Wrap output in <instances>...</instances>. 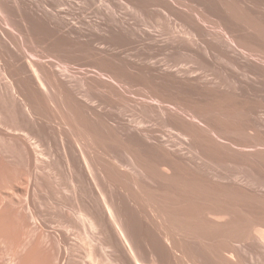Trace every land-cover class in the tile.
I'll return each mask as SVG.
<instances>
[{"label":"bare ground","instance_id":"bare-ground-1","mask_svg":"<svg viewBox=\"0 0 264 264\" xmlns=\"http://www.w3.org/2000/svg\"><path fill=\"white\" fill-rule=\"evenodd\" d=\"M126 1L130 2V0H126ZM139 1L141 0H138L137 2ZM149 1H151V3ZM19 3L18 0H0V16L2 18L5 16L3 14L4 11L6 12L9 11L7 14H9L12 11V13L14 12V14L17 15V17L20 16L21 18L20 22H22L27 26L25 28H30V34H28L29 38L26 35L28 33L27 32L28 29L25 30L27 33L23 34L22 32L16 31L14 29L15 27L13 28L10 24H8L9 22L8 23L4 22V24L2 23L3 26L1 25L2 28L0 29V48L2 49L3 47L5 49V50L3 49V53L8 52V55L9 53L12 52V49L11 50L9 49L12 47L14 48L17 47L21 51H23L24 54L25 53L27 54H25L26 55L25 59L22 60L12 53L11 55H14L12 56L14 58V61H12L13 63L11 64V66L9 65V63H6L5 60L2 61V58H0V67L1 70L4 72V74L8 73V71H10L9 68L11 67L15 69L16 73L14 74L17 75V78H15L14 76L10 77L8 75H4L6 76L4 83L5 88L8 94L10 95V99L12 101L11 103L16 108L15 114L21 117V119L23 120L26 126H34V128L37 127L38 131L43 134L44 138L46 137L45 141L47 142V145L48 144L53 145V143L55 142L53 141V139H55L54 137H56V133L58 131L54 133L55 132L54 128H53L54 131L53 132L46 125L47 124L46 120L47 118L49 119V117L47 114L48 112H46L45 105L47 103L45 102L43 92L55 91L59 95H61V97H63L61 98L59 96L62 100L61 107L63 109V113L65 116V120L63 118L64 122L62 125V127H64V131L63 130L61 132L59 131L61 138L60 145H62L61 148L63 151V154L60 158L64 168L68 171V173L71 176V181L74 185L73 187L76 193V197L80 201L79 202L77 200V203L79 202V204L78 205L75 204L76 207L74 206V204H72L74 207L71 206L73 212L72 214L74 215V217L76 216V218L73 219L74 220L77 219L79 222L83 224L85 230L84 232L86 236L91 241L98 244V248L100 247L101 251L105 250L104 251L105 256H103L98 251V248L91 250L92 249L91 247L90 253L89 254L87 253L86 259L88 260V262L81 260V262L83 261L84 262L80 264H237L235 260H238V258L236 259V256L239 258L241 257L242 249L245 250L244 252L246 253V255L251 254L253 255V259L257 257L259 262L260 261L264 262V229L263 230L262 228L260 229L259 228L260 225H258V227L255 226L256 224L254 225V222L260 219L258 218L259 211L262 214V212H264V209L261 208L263 210L262 211L257 207L259 209L257 212L258 216L255 218V215H253L254 212L253 213H251L252 211L248 212L251 213L254 217L250 214H249L250 216H247L248 213L247 214L243 213L244 210L243 212L240 211L241 208L239 206L241 205L238 206L233 203L228 204L226 203L227 201L225 203L222 202L217 207H213V206L211 207L209 205H206L205 203H204L205 205H202L203 204L202 203L201 204L202 206H199L200 207V208L198 207L199 209L197 208L202 218L207 217L209 214H211V216L208 217H214L212 218L214 220H210V223L211 222L213 223L211 224L213 225L215 231L217 230V233H219L220 236L224 238L221 239L219 236L218 239H221L220 242L225 241V243H221V244H225L224 246L220 245V243L219 244L217 243L219 240H217L216 242L218 245L217 246L215 245L216 249L214 251H218L217 249H219V252L215 253V255L216 254L220 255L221 258L220 256H215L217 258L214 262H207V260L209 261V259L205 257V255L202 256L205 249H207L206 245H204V242L206 240L212 241L213 238L210 236L211 237L210 239L207 233H204L203 235V232L201 231L199 234H197L198 232L197 229L199 228L197 225L196 227L194 225L195 223L193 219L195 218L194 217L195 212L193 206L191 205V200L195 198L194 195H196V193L198 194V192H194L191 190L192 186L189 181L191 179L190 178L185 179V176H187L188 174L183 173L188 169L190 165V162L188 161L189 158H185L184 156L183 158L185 159H183L182 156L180 157L181 153L179 151L176 152L173 148L170 147L169 149L168 146L166 147L165 146V142L167 143L166 137H164V135H159V133H157L156 131L157 130L156 128L154 130L153 128L151 129L150 127H147L146 124L149 125L150 122L147 121L148 123H146L145 121L146 119L145 114L151 117L152 115L156 114L157 116H159V118L156 119L161 120L160 117L166 118V121L168 119V121L166 122L167 125H169L172 122H174L175 124H180L181 127H183L182 129L186 137L187 135L190 137L189 141L191 140L192 147H196V148L197 147L204 148L205 143L207 141H209L210 143L215 141L218 142L219 141L218 139L220 137L222 136L225 137L224 133H226L225 131L227 130L223 131L222 129L218 128V126L214 124V122L211 120V117L209 116V111H212V109L214 111V109H216L214 108L215 106L213 105V102L207 99H202V96H200L201 98L199 96L197 97L196 92L192 91L190 89V86H194V90L195 88L198 89L213 88L214 90H216V92L222 90L223 87L224 90H228L227 87H231L233 85L235 86V88L243 87L245 89H252V90L258 89L260 87H264V23L259 18H257L255 21L253 19H251L253 21H250L249 18L251 16L250 14L251 8H250V12H247L246 10L247 13L245 14H247V17L249 16L247 22L250 24V28H252L253 31L254 30L256 31L254 33L250 32V30L242 26L243 22L240 23L238 21L239 19L236 18L237 17L235 14L236 11H234L233 13V10H230L228 12L220 13V15H216L217 10L214 8L215 5L212 2H210L212 3L210 4L209 2H199V1L196 2L195 0H148V2L146 3L147 4L150 3V4L146 5L147 7L145 6V4H143L145 7L143 6L144 7L143 9L142 7L140 8L142 11V15L144 17H142V19H140L139 21L142 20L147 23L148 21H151L154 18L155 19L160 18V20L163 19L167 25L165 30L167 31L168 35L165 39H159L160 38L159 35L157 36V33H155L157 28L151 30V29H144L143 27V29L138 30L136 29L137 27L142 28L141 27L142 24L140 25V22L138 21L135 23L136 24L135 27L133 28H131V26L129 27L134 30V31L132 30L133 31L132 35H134L133 38L135 39H139V37L144 38L146 39L147 41L146 43L148 45L147 46L148 53L147 56L144 57V59L146 58L145 60L147 61L143 62L141 67L130 65L131 68L129 69H131L132 72H135L136 74L139 73L138 70H140L141 73L139 74H143L142 83L145 82L144 83L145 88H150V86L152 87V89L149 92H146L147 93L146 97H148L149 99L141 100L140 103L138 102L140 105L139 109L141 110V112H143L142 114H144L143 116L145 117L143 116L138 117L137 114H136L137 116L132 114L135 117L132 118L131 116V119H129L130 117L124 118L121 114L117 113L121 109L116 112L117 113L116 115L115 112L110 111L111 109L101 110L100 109L101 106L100 107L98 106L99 108L96 107L97 100L95 101L93 98H91L90 95L85 99H83L84 102L82 101V99L80 100L79 98L81 96L80 95L81 93L79 94L80 96L77 94L76 86L73 85L74 82V80H72L73 76L70 77L71 74L70 71L72 70L70 64L67 65L66 63V65L64 66L59 64V66L56 67L54 63L55 61L44 59V57L47 58L50 55L53 56L54 55L52 54L53 51H59V52L62 51L59 50L61 48L63 49V51L66 50V52L69 53L74 52L75 54L76 50H73L74 47H71L74 44L70 46L69 42L65 39L66 37L64 38V36L62 35L63 36L62 37L60 34L59 35L61 37L57 36V33L55 32L57 30L59 31L63 30V28L70 23L71 28L69 29V31L75 33V31L77 30L76 21L74 22H72L71 20L69 22L62 21V19L63 20L65 18L68 19V17L62 14L61 12H59L57 15L55 13H52L48 5H44V12L46 11L45 16L40 18V16L35 17L33 14L34 17L29 18L27 17V13L28 12L32 13L33 7L29 5L32 4V2L30 3L27 0L26 4L28 5L19 4ZM130 3L135 4L136 2H134V0H131ZM2 5L6 9L2 8L1 7ZM138 6H142V5H138ZM244 6L242 4L240 8ZM231 11L233 15L231 14ZM234 14L236 17L234 16ZM243 14L242 16H245ZM262 14H258V15L256 14L254 19ZM245 18L243 19V21L247 20ZM261 18H263V16ZM55 19H58L60 24L54 23L53 26L52 23L54 22ZM249 24L248 25L245 24V26L248 27ZM146 26L148 25L146 24ZM121 30L118 34V38L122 41L123 40L126 41V39L130 36L124 39L126 37V36L124 37V35H126L124 33H126L127 31L126 32L124 31L122 35H120ZM76 32L78 33V31ZM153 32L155 34H153ZM29 39L31 41H34L35 43L36 42L42 43L41 46L43 50H41L42 54H40V57L38 55L36 56L29 54L28 51L26 50L27 41H29ZM130 39L132 40V38ZM28 44H30V42ZM33 51L31 49V52ZM167 51L171 53V56H173V54L178 53L181 55L183 54V56L184 54L185 55L187 54L189 55L188 57L190 56L196 57V59L199 61L201 65L200 72L196 70L197 68L193 70L192 66H191L192 69H190L188 68L189 65L188 66H186V64L181 65V63L183 62L181 63L175 62V64L177 63V65H174V64H170L171 62L168 63L167 61L158 59L159 53L162 52L168 53ZM156 57L158 58L154 59ZM222 62L225 63V65L231 66L234 70L238 72L240 71L241 74H235L233 73L234 72L233 70L231 74L228 73L229 74L228 78L222 77L221 74L219 75L217 73L218 71L222 72L223 69H227L224 67V64L221 65ZM207 69L216 71V76L214 75L215 77L213 76V78L212 76H209V74L206 73ZM20 82H22L23 85H21ZM146 83L148 84L147 86ZM74 84H77L79 88L78 84H80V82ZM119 88L120 86L118 87V89ZM121 89L122 88L119 89V92ZM124 90L122 91V95H120V98H123L124 97L123 95H125L124 92L127 91L126 88ZM224 90H222L221 92L226 93V91ZM25 91L26 93L28 91L29 94H32L36 102L31 101L33 100V97L30 99L28 98L30 97L29 95L28 97L27 96L24 97L23 94L25 93ZM119 92H115V93H119ZM231 92L230 93L227 92L229 94L227 101V103H229L227 104L229 107L233 105L232 102L235 100L234 94L233 93L231 94ZM119 94H121V92ZM20 95L23 96L20 97ZM224 95L225 94H223V96ZM126 97L129 96L126 95L124 98L127 99ZM120 98H117V100L119 101ZM263 98L264 97H261L260 100H262ZM110 100L111 99H109V101ZM257 100L259 101V99ZM118 101H116V103ZM105 102L108 103L107 101ZM253 102L254 100L251 101V103ZM113 106L114 105L112 104L111 107ZM105 107L109 108L108 105ZM123 107L124 106H122V108ZM138 107L134 106V110H136V108ZM197 107L198 108L204 107L202 108L203 110L205 108L206 109L204 111H202L201 108H199L201 110H197L196 109ZM246 107L247 106H245L244 109H246ZM248 107H250V109L248 108L247 110H244L241 106L240 107V109L242 108L241 111L236 110L238 108L233 109L232 107H231L232 109L230 110L227 109L228 110L227 113L229 114V116L233 115L234 113V116H236L235 118H237V120L239 119V121L234 120L233 123L232 120L233 117L231 116L232 118L230 117L231 118L230 119L229 116L227 115L226 116L227 118H225V124L230 125L231 120L233 124H235L236 123L235 121H237L238 122L236 124L237 126L231 124L232 127L234 126L235 128L237 127L238 128V130L236 128L237 131H240V133L242 132L244 134H247L249 138L251 136V139H253L251 140V142L254 144V147H256L252 151L247 150V152H244L245 151L244 150L243 151L244 154L246 153V155L247 154L251 155V157L257 155L259 156V159H261L262 157L264 160V110L262 109V107L259 108V106L257 108L256 106L255 107L253 106L254 108L252 109L251 106ZM207 108L208 110L209 109L210 110L207 111ZM124 113L126 114V112ZM211 113L212 112H210V114ZM36 116L45 122L41 123L42 120L40 122L35 121ZM147 119L149 120V117ZM153 119L152 120L150 119L149 121L154 123ZM113 121H115L116 124ZM155 121L157 122V120ZM163 121H158V122H163ZM157 123L155 125H159V126L161 125V123L159 124ZM188 126L191 127V130H189V128L187 129ZM184 127H186V129ZM178 128H180V126ZM236 130H234L233 132H235ZM161 131L158 132L162 134ZM183 131L181 132L184 135ZM251 131L252 133L254 132L253 135L250 134ZM39 132H38L39 134L38 136L40 137L41 135ZM237 133H238L237 135L241 136L239 132ZM215 134L220 137L218 138ZM69 135H72L73 137L75 136L74 137L76 138L75 141ZM162 136L166 141L163 140ZM50 137H52L53 142L50 141L51 139ZM65 137L66 138L68 137L69 139L71 138L70 140L72 143H70V141H67L68 138L66 139ZM36 139L38 140V138ZM57 139L59 138L57 137ZM237 139L238 138H236V140ZM65 140L69 143H66ZM40 141L38 142L40 143ZM38 142L34 141L33 143L37 145ZM39 145H37L35 148L41 146ZM206 145L207 147H210L213 144L209 146L208 144ZM243 145L245 146V143ZM224 146L228 148L227 145ZM192 147L190 149H192ZM172 149L177 154H179V156L175 152H172L173 151ZM248 155L246 157H248ZM149 180H152L153 182L159 181L160 184L161 182L163 183V185L161 184V186L158 185L159 188H157L156 186V188L159 190V195H161L160 196L161 199L150 197L149 199L145 198V200H143V198H141V197H146V195H148L149 193L148 192L149 190L148 191L146 190V188L148 189V187L150 186V184L146 182ZM185 180H188L189 182ZM26 181L24 180L25 183ZM146 183L148 184V187ZM156 183L157 182H155V184ZM182 186L186 188H182ZM132 187H134V189ZM171 187L173 188L170 189ZM130 188H132L133 190ZM176 188L179 189L178 190L179 192L176 190ZM173 189H175V191ZM145 191L147 192V194H145L146 193ZM143 194L145 195L141 196ZM208 196L210 197V195ZM201 197H205V195L200 196V198ZM206 200L208 199H205L204 201ZM259 202L260 200L257 203ZM261 203L264 206V200L261 201ZM261 203H259L260 207H262ZM199 212H196L195 214ZM70 213L68 214L70 215ZM68 214L67 216H69ZM136 215H139L141 217L137 221L134 220V216ZM144 217L147 218L148 220L150 218L149 223L147 222L148 221L147 219L145 220L147 223H145L142 220V218ZM68 218L66 217L65 219H67V221L70 223L67 222L66 224H64V222H66L65 220L62 225V227L64 226L63 228L65 232L62 234L61 239H59V241L61 240V242L67 240L68 236L72 237L70 233H73L72 231L77 227L79 228V225H77L79 222L77 223L73 221L71 216L69 219ZM202 218H201V222L202 221L204 222ZM70 219L71 221H69ZM259 221L263 222L264 219H262L261 217V219L258 220L257 223ZM206 222L207 221H205V224H207ZM261 222H259V224ZM210 223L208 221V224L205 225L208 226V229H210L209 228ZM244 223L246 224V226L243 227ZM202 229L205 230V227ZM214 229H212V231ZM73 235H75V233H73ZM76 240L77 239H75V241ZM78 243L80 246V242ZM33 244L35 245V243ZM197 246L199 247L197 248ZM30 247H32V245ZM66 247L64 246V248ZM72 248L74 249V247ZM196 249L199 251L201 250L200 252L203 251L202 253L199 252L197 256L200 257L201 255V257H205V258L200 257L201 259L199 260L198 257L196 256L197 253ZM29 250H31V248ZM37 251L35 253H37ZM30 252L32 253L31 256L35 254V253L33 254V250H31ZM30 252L28 254V250H27L26 253L30 255ZM1 254L3 256L1 255L2 257L0 259V264H14L16 260L19 258L17 251L14 252V254H12L11 256L9 255L10 257L7 258H4L6 256L5 252L4 253L1 252ZM205 254L208 253H206L205 251ZM24 256L28 257L25 254ZM215 257H211V258L215 259ZM79 258L81 259V257ZM61 261L64 262V259H62ZM239 261L241 260H238V262ZM34 262L36 263L35 260ZM242 262L238 264H241ZM24 264H25V260H24Z\"/></svg>","mask_w":264,"mask_h":264},{"label":"rangeland","instance_id":"rangeland-1","mask_svg":"<svg viewBox=\"0 0 264 264\" xmlns=\"http://www.w3.org/2000/svg\"><path fill=\"white\" fill-rule=\"evenodd\" d=\"M125 1L126 0H48V1H46V0H31V1H29L28 0V2H30V3L32 2V4H29V5L32 6L35 11L32 9V13L28 12L27 17L32 18L34 16L35 17L40 16V18H41V17L45 16L46 11L44 12V5H48L50 7V10L52 11V13H55L57 15L59 12H61L62 14L66 15L68 17V19L67 18H65L64 20L62 19V21H66V22H69L70 20L72 22L76 21V23H77V25H76L77 30L76 31H78L79 34L76 31H75V33L69 31V29L71 28L70 23L68 25H66L63 28V30H61V31L57 30L55 32V33H57V36L63 35L64 38L66 37L65 39L69 42L70 46L72 44H74L71 47H74L73 50H76L75 54H74V52H71V53L66 52L65 49H64L65 51H63V49L61 48L59 50H62V51H60V52L59 51H53L54 52V53L52 52V54H54L53 56L50 55L47 58L44 57V59L55 61L54 63L56 65V67L59 66V64L62 66L66 65V63H67V65L70 64V67H72V70L70 71V73L73 74V75L70 74V77L73 76L72 77L73 79L72 78L71 79L74 80L73 85L76 86L77 94L79 95L81 93L80 94L81 96L79 95L80 100L82 99V101L84 102L83 99H85L86 97H88L90 95L91 98H93L95 101L97 100L98 103L96 102V107L101 106L102 107V108L100 107L101 110H103V109L110 110L111 109L110 110L111 112L116 113L118 110L121 109L117 113L121 114L124 118L130 117L129 119H131V116H132V118L135 117L132 114H134V115L137 114L138 117L144 115V114H142L143 112H141V110L139 109L140 108L139 103L141 102V100H146V99L148 100L149 99L148 97H146V95H147L146 92H149L152 89L151 86H150V88H145V84H144L145 82L142 83L143 82L142 81V77H143L142 75L143 74H139V73H141L140 70H138L139 73L136 74L135 72H132L131 69H129V68H131L130 65H135L136 67H138V66L141 67L142 63L147 61V60H145L146 58L144 59V57L147 56V53H148V51H147L148 45L146 43L147 42L146 39L141 38V37H139L140 40L133 38L134 35H132V32L134 30L131 28L135 27L136 26L135 23L138 21V22H140V25L142 24L141 25L142 28H140V27L136 28L138 30L143 29V27H144V29H151V30L157 28L158 30L156 29V31H159V32L155 31V33H157V36L159 35V37H160V38L158 37L159 39H165L168 34H167V31L165 30L167 25L163 19L160 20V18H157V19L154 18L151 21H148L147 23L145 21H142V20H141L142 22L139 21L140 19H142V17H144L142 15V11H141L140 7H142V9H143L146 5H149L151 3V1H149L150 3L147 4L146 2H148V0L147 1L141 0L139 2H137L138 0L137 1L134 0V2H136L137 4L139 3L138 5H142V6H138L136 3L131 4L130 3L131 0H130V2H128V1L125 2ZM195 1L196 2H198V1L199 2H209V3L212 2L216 6L215 7L213 5L214 8L217 10L216 15H220V13L228 12L230 10H233V13H234V11H236L235 14L237 17L235 16V14H234V16L239 19L238 21L240 23L243 22L242 26H244L245 28L250 30V32H253V33L256 31L255 30L253 31V29L250 28V24L247 22L249 16L247 17V14H245L247 12H250V8H251V12L252 11L255 12V13L250 12V14H251V16L249 18L250 21H253V20L255 21L257 18H259L264 23V14H262V13H264V8H263L264 7V0H207V1L195 0ZM18 3L19 4H26L27 0H18ZM125 3H127V4H125ZM212 3H210V4H212ZM143 4H145V6ZM242 4H243V6L245 4V6L240 8L242 6ZM26 5H28V4H26ZM248 5H250V6H248ZM35 6L39 9H37ZM1 7L6 9L3 5ZM32 7H30V8H32ZM246 8H248V9H246ZM252 8H254L255 10ZM239 9L241 11L243 10L242 13ZM246 10H247V12H246ZM257 10L259 11V13ZM8 12H6V11L3 12V14L5 15L3 18L0 16V22H1L0 23V29L2 28L4 22H6V23L9 22L8 24H10L13 28L15 27L14 29L16 31L22 32L23 34H26L28 32L26 34L28 37L29 36L28 34H30V28H25L27 26L25 24H23L22 22H20L21 18L19 15H18L19 17H17V15L14 14V12L12 13V11H11L9 14H7ZM233 13L231 11L232 15H233ZM33 14H34V16H33ZM242 14L245 15L246 18H245V16H242ZM252 14H255V15H252ZM256 14L257 15L262 14V15H259L260 17L257 16L254 19ZM262 16H263V18H261ZM244 18L247 20L243 21ZM47 19H49V18H47ZM241 19H242V21H241ZM251 19H253V20H251ZM158 22H160V23H158ZM162 22H164V23H162ZM54 23L60 24L58 19L54 20V22L52 23L53 26H54ZM244 23L246 25L249 24V26L248 27L245 26ZM146 24L150 27L146 26ZM130 26H131V28H129ZM158 27H160V28H158ZM25 30H27V32ZM120 30H121L120 35H122V33L124 31L125 32L127 31L126 33H124V34H126V35H124V37L126 36L124 39H126L128 36H130L126 39V41L123 40L124 42L118 38V34H119ZM128 30H130V31H128ZM162 30H164V31H162ZM165 31H166V34H165ZM129 32H131V33H129ZM155 33L153 32V34H155ZM130 38H132V40ZM70 40H71V43H70ZM29 42H30V44H28ZM32 42H34V41H31L30 39H29V41H27L26 50L28 51L29 54L36 55V56L38 55L40 57V54H42L41 50H43V48L41 46L42 43L39 42L40 43L39 44L38 42H36L37 43L36 44L34 42L36 44L35 45ZM30 45H31V47H30ZM11 47H12V45H11ZM13 48L14 47L9 48L10 50L12 49V52L9 53V55H8V52L3 53V49H4L3 47H2V49L0 48V50H1L0 51V56H1L0 58H2V61L5 60L6 63H9L10 66L13 63L12 61H14V58L12 56L16 55L17 57H19L20 59L23 60L26 57L25 54H27V53L24 54V52L21 51L17 47H15L14 49ZM31 49H32V51L33 50L34 51L31 52ZM79 50H81L82 52ZM97 50H98V52H97ZM100 50H101V52H100ZM37 51H38V53H37ZM167 52L168 53H166V52L159 53L158 54L159 58L156 57L154 59H157V58L162 59L163 61H167L168 63L171 62L170 64H174V65H177V63L175 64V62H180V63L183 62V63H181V65H183V64H186V66L189 65L188 68H190V69L193 68V70H195V68H197L196 70L198 72H200L201 65H200L199 61L196 59V57H194V56L188 57L189 55H187V54L186 55L184 54V56H183V54L181 55L178 53L173 54V56H171V53L169 51H167ZM12 53L14 55H11ZM23 55H25V56H23ZM176 58H177V60H176ZM222 64H224V67L227 69H223L222 72L218 71L217 73L219 75L221 74L222 77L228 78V75H229L228 73L231 74V72H233L234 69L231 66L225 65V63H223V62L221 63V65ZM191 66H192V68H191ZM9 70L11 72L8 71V73L4 74V72L1 70V67H0V72L2 73V74L0 73V113H1L0 114V251L3 253L4 252L6 253V256L4 254V256H5L4 258L10 257L12 254H14V252L17 251L19 258L17 257L18 259L16 260V262L14 264H21L22 261H23L22 264H24V260H25V264H28L29 262H30L29 264H39V263L40 264H63V263L64 264H67V263L68 264H74V263L80 264V263H83L84 261L88 262V260L86 259L87 253L88 254L90 253L91 247H92L91 250H94L95 248L97 249L98 244L91 241L86 236V234L84 232L85 230H84L83 224L81 222H79L77 219H75V220L73 219V218H76V216L74 217V215L72 214L73 212H72L71 206H73L72 204H74V206H75V204L78 205L80 201L76 197V193H75V190L73 187L74 185L71 181V176L68 173V171L64 168V166L61 162V158H60L63 154V151L61 148L62 145H60L61 144L60 132L62 130L64 131V127H62V125H63V122L65 120L63 109L61 107V104H62L61 98H63V97H61V95H59L55 91L43 92L45 102L47 103L45 105L46 112H48L47 114L49 117V119L47 118V120H46V122H47L46 125L52 131L54 128V131H55V132L53 131L54 133H56V131H58L56 133V137H54L55 139H53V141H55L53 143V145H49V144L47 145V142L45 141L46 137L44 138L43 134L38 131L37 127L34 128V126H26L24 124L23 120L21 119V117H19V115L15 114L16 108L11 103L12 101L10 99V95L8 94V92L5 88L4 83H5V77L6 76H4V75H8L10 77L14 76L15 78H17V75L14 74V73H16L14 68L11 67V68H9ZM235 71L236 70H234L233 73L241 74L240 71L239 72L238 71L235 72ZM9 73H10V75H9ZM206 73L209 74V76H212V78L214 75L216 76V71H213L210 69H207ZM78 77H80V78H78ZM101 77H102V79H101ZM103 79H104V81H103ZM105 81H107V82H105ZM77 82L78 83L80 82V84H81V85L78 84L79 88H78L77 84H74ZM20 83H21V85H23L22 82H20ZM147 85L148 84L146 83V86ZM119 86H120V88H122L120 90L121 94H119L120 93L119 92L120 88L118 89ZM233 86L227 87L228 90H224V87H223L222 90L226 91V93H222L221 92L222 90H220L219 92L217 91L218 92L217 93L216 90H214L213 88L212 89L211 88H207V89L195 88V90H194V86H190V89L192 91L196 92L197 97L202 96V99H207V100H210L213 102V105L215 106L214 108H216V109H214V111H213V109H212V111H209L210 109L208 110V108H207V111H209V116L211 117V120L214 122V124H216L218 126V128L222 129L223 131L227 130V131H225L226 133H224L225 137L224 136L220 137V136H217L215 134L218 138L220 137L218 139L219 141L218 142H216V141L212 142V140H211L212 143L207 141L205 143V147L203 146L204 148L192 147L191 140L189 141L190 137L188 135H187L188 138L186 137V135L182 129L183 127H181L180 124H175L174 122H172L173 126H172V123L167 125L166 122L168 121V119H167V121H166V118H164V117H160L161 120L156 119V118H159V116H157L156 114L152 115V117L145 114L146 117L145 116H143V117H145L146 119L149 117V120L150 119L152 120L154 118L155 120H157V122L163 121V119H164L163 122H158V123L154 119H153L154 123H152L148 119L147 120L145 119V121H146V123H148V122L151 123V124L149 123V125L146 124L147 127H150L151 129L153 128L154 130L156 128L157 129L156 131H157V133H159V135H164V137H166V139H167V143L165 142L166 147L168 146L169 149L171 147L176 152L179 151L181 153L180 157L182 156V158L184 156H185V158H189L188 161L190 162V165H189L188 169L183 173L188 174L187 175L188 177L185 176V179L186 178L191 179V180H189L190 184L192 186L191 190L194 192H198V194L196 193V195H194L195 198L192 199L193 201L191 200V205L193 206L195 213L199 212V210H198L200 208L199 206L206 204V205H209L211 207L212 206L217 207L222 202L225 203L227 201L226 203H228V204L233 203V204H236L238 206L241 205V206H239L241 208L240 211L243 212V210H244L243 213H245V214H247L249 211H252L251 213L254 212L255 214L253 213V215H255V218H256L258 216L257 215L258 210L264 209L263 208L264 206L261 203V201L264 200V160L262 157H261V159H259V156H257V155L251 157V155L247 154L249 158L246 157L247 155H246V153L244 154V152H247V150L252 151L256 148V147H254V144L251 142V140H253V139H251V136L249 134L248 135L250 136V138L247 136V134H244L242 132L240 133V131H237L238 130L237 127H236L237 130H236L235 126L232 127L231 124H233L234 120H237V118H235L236 116H234V113H233V115H231L234 118L233 119L231 116H229V114L227 112H228V110H230L232 108L233 109L238 108L236 110L241 111L242 108L243 109L245 108V106H247V107L244 110H247L248 108L250 109V107H248V106H251V109L254 108L255 106H256V108L259 106V108L262 107V109L264 110V98L262 100H260L261 97H264V87H260L258 89L252 90V89H245L243 87L235 88V86L234 87ZM125 88L127 91L124 92L125 95H123V96L125 97L126 95H128L129 97H126L127 99H125L124 97L120 98V95H122V91ZM147 89H149V90H147ZM143 91H145V92H143ZM115 92H119V93H115ZM227 92L228 93L231 92V94L233 93L234 98H235V100L233 101L235 103L232 102L233 105L230 107L227 105V104H229V103H227L228 96H229V94ZM27 93H28V91H27ZM27 93L25 91V93L23 94L24 97H26V96L28 97V95H29L30 97H28V98L31 99L33 97V95L29 94V93L27 94ZM84 94H85V96H84ZM223 94H225V95L223 96ZM226 94H227V96H226ZM23 95H20V97H22ZM98 96H99V99H98ZM117 98H120L119 101L117 100ZM218 98H220V99H218ZM256 98L259 99V101ZM109 99H111L112 101L111 100L109 101ZM225 99H227V100H225ZM101 100H102V102H101ZM250 100L251 101L254 100V102L251 103ZM31 101H35L34 97H33V100H31ZM105 101H107L108 103H111V104H108ZM116 101H118V102L116 103ZM122 102H124L126 105ZM136 102H137V104H136ZM105 103L109 106V108L105 107V106H107ZM112 104L114 105L113 106L114 108L111 107ZM138 105H139V107H138ZM122 106H124L125 108L124 107L122 108ZM134 106L138 107V108H136L137 111L134 110ZM241 106H242V108L240 109ZM199 108H201V107H199ZM199 108L197 107L196 109L201 110L204 107H202L201 109H199ZM58 109L62 112H60ZM138 109L140 110V113H139ZM204 110L202 109V111H204ZM49 111H51V112H49ZM53 112H54V114H53ZM124 112H126V114ZM210 112H212V113L210 114ZM115 113H112V114H115ZM117 113H116V115H117ZM140 114H142V115H140ZM227 115L229 116V118L231 117L233 120V123L231 120L230 125L225 124V118H227L226 117ZM36 118H39V117H37V116L35 117V121H37V122L38 121L40 122L42 120L40 118L39 119H36ZM63 118H64V120H63ZM237 121H239V119ZM237 121H235L236 123L233 125H236L238 123ZM42 122H45V121L42 120L41 123ZM113 122L116 124L115 121H113ZM169 122H171V121H169ZM200 122H202V121H200ZM156 123L157 124L161 123V125H160L161 127L159 125H155ZM153 124L156 127H154ZM225 125L229 128H227ZM179 126H180V128H178ZM158 128H159V130H158ZM176 128H178L179 130ZM184 128L186 129V127H184ZM188 128H189V130H191V127L188 126L187 129ZM232 129H233V131L236 130L237 132H239V134H241V136L237 135L238 133L236 131L233 132ZM158 131H161L162 134ZM181 131H183L185 136L182 134ZM38 132L41 135L40 137L38 136L39 135ZM186 132H187V130H186ZM253 133L251 131L250 134L253 135ZM230 134H232V135H230ZM44 135H45V133H44ZM46 136H47V134H46ZM69 136L71 138H73V140L75 141V139H76V138H74L75 136L74 137L72 135H69ZM233 136H235V137H233ZM57 137L59 139H57ZM36 138H38V140ZM39 138L41 139V141ZM50 138H51L50 141H52V137H50ZM162 138H163V136H162ZM236 138H238V139L236 140ZM70 139L68 138L67 141H70V143H72ZM33 140L35 142L40 141V143L38 142L37 145L40 144L41 146L39 145L40 147L35 148L37 145L35 143H33L34 142ZM163 140L166 141L164 138H163ZM56 141L57 142L60 141V142L57 143ZM67 141L65 140L66 143H69ZM220 142H221V144H220ZM168 143H170V144H168ZM244 143H245V146L243 145ZM206 144H208V146L212 145V144L213 145L210 147H207ZM215 144H217V145H215ZM246 144H247V146H246ZM224 145H227L228 148ZM49 146L50 147L52 146V147L50 148ZM191 147H192V149H190ZM38 148H40V149H38ZM168 148H166V149H168ZM231 148H232V150H231ZM206 149L209 151H207ZM172 150H170V151H172ZM174 150L172 152H175ZM237 150H240V151H237ZM205 152H206L207 156H206ZM239 152L240 153L243 152V153L240 154ZM199 153L201 154V156L202 155L203 156L201 157ZM196 154H198V155H196ZM177 155L179 156V154H177ZM185 158H183V159H185ZM205 158H206V160H205ZM261 160H263V161H261ZM24 180L25 181L27 180L26 183L24 182ZM149 181H150V183H149ZM149 181H146V182L148 184H150L149 187L151 189L148 187V184L146 183V185L148 187V189L146 188V190L147 191L149 190L148 191L149 193H148V195H146V197H141V198H143V200H145V198L149 199L150 197H154L156 199L160 198L161 195H159V190L157 188H159L158 185L161 186V184L163 185V183L161 182V184H160L159 181H155V182H157L156 183L157 185H156L155 182H153L152 180H149ZM185 181H188V180H185ZM185 181H183V182H185ZM28 185H29V187H28ZM156 186H157V188H156ZM132 188L134 189V187H132ZM132 188H130V189H132ZM154 188L156 189V192H155ZM172 188L173 187H171L170 189H172ZM177 188H176V190L178 191L179 189H177ZM182 188H186V187L182 186ZM173 190L175 191V189H173ZM199 190H200V192H199ZM208 190H210V191H208ZM202 192H204V193H202ZM150 193H151V196H150ZM199 193H200V195H199ZM206 193L208 195H210V197ZM145 194H147V192ZM145 194H143L141 196H144ZM201 194L205 195V197H201L202 199L200 198V196H203ZM137 195H138V193H137ZM238 195H239V197H238ZM204 198L208 199V200L204 201L205 200ZM258 199L260 200L259 203H261L262 207H260V204L257 203L259 201ZM77 200L79 201L78 203H77ZM243 205H245V206H243ZM68 213H70V215ZM195 213H194V215H195L194 217L196 219L194 218L193 221L195 223L194 224L195 227L197 225L199 228V229L196 228L198 231L197 234H199L201 231V232H203V235H204V233H207V235H209L208 237L211 236L213 239H215V237H216L215 240H213V239H212V241L206 240L204 242V245H206V247H207V249H205V251L209 255L205 254V251L204 252L202 251L203 252L202 256L205 255V257H207L209 259V261L207 260V262H214L217 258L215 256H220L217 254L215 255V253L219 252V249H217L218 251H214V250L216 249V246L219 243H220V245H223V246L225 245V244H221V243H225L224 240H222L224 242H220V240L224 239V238L221 237L219 233H217V230L215 231V229L212 225L213 223L212 222H211L212 224L210 223V220H214V219H212L214 217H208V216H211V214H209L205 218H202V216L200 215V212L197 214H195ZM251 213H248L247 216L252 215ZM67 214L69 216H67ZM242 214H241V216H242ZM260 214L261 213L259 211V217L258 218L261 219V217H262V219H264V212H262L261 215ZM65 215L67 218L68 217L70 218V216H71L73 221H75L77 223L79 222L77 224V225H79V228L77 227L76 229H74L72 231L73 233H75V235H73V233H70V235H72V237L68 236L67 240H64L63 242H61V240L59 241V239H61L62 234L65 232V230L63 228L64 226L62 227L63 222L65 220H66V222H64V224H66L68 222L67 219H65L66 218ZM140 218L141 217L139 215L134 216L135 221L139 220ZM144 218H142V220L145 223H147V222L149 223L150 218H149V220L147 218H145V219ZM199 218H200V220H199ZM201 218L204 220V222L203 221L201 222ZM146 219L148 220L147 222L145 221ZM260 219H258V220H260ZM69 221H71V219ZM205 221H207L206 222L207 224L209 221V223H210L209 228L210 229H208V226H205V225H207V224H205ZM257 221L254 222V225L256 224L255 226H257V227H258V225H260L259 228L260 229L262 228V230H263L264 229L263 228L264 227V221L263 222H261L262 220L259 221V222H261L260 224H259V222L257 223ZM68 223H70V222H68ZM246 224H247V222H246ZM246 224L244 223L243 227L246 226ZM203 226L205 227V230L202 229V228H204ZM200 227H201V229H200ZM212 229H214V230L212 231ZM256 229H258V228H256ZM202 230H204V231H202ZM73 236H75V237H73ZM219 236L221 239H218ZM211 237H210V239H211ZM74 238L77 239L78 241L77 240L75 241ZM217 240H219V241L217 242ZM207 241H209V242H207ZM78 242H80V246H79ZM33 243H35V245ZM209 243H210V245H209ZM31 245H32V247H30ZM71 245H73V246H71ZM36 246H39V247H36ZM64 246L65 247L68 246V247L64 248ZM87 246H89V247H87ZM199 246H197V248ZM62 247L64 248V250ZM72 247H74V249ZM219 247H217V248H219ZM30 248H31V250H33V254L38 250L37 253H35L34 255L31 256L32 253L30 252L31 250H29ZM67 248H69V249H67ZM208 248H209V251H208ZM34 249H35V251H34ZM27 250H28V254L30 252V255H28L26 253ZM77 251H78V253H77ZM98 251L103 256H105L104 255L105 250L101 251V249L99 247ZM200 251L197 250L196 256H197V254H199ZM241 251H242L241 257H240L241 259L236 256V259L238 258V260H241L239 262H238V260H235L237 262V264L242 262V261L243 262L241 264H261V263L263 264L264 263L261 261L259 262L257 257H255L253 259V255H251V254H249V255L247 254L248 255L247 256L246 253L244 252L245 250L242 249ZM1 252H0V259L3 256L1 254ZM72 252H74V253H72ZM202 252H200V253H202ZM24 254L27 255L28 257L24 256ZM101 254H100V256H101ZM84 255H85V257H84ZM23 256L25 257V259ZM64 256H65V258H64ZM103 256H102V258H103ZM208 256H210V257H208ZM79 257H81V259ZM200 257H201V255H200ZM200 257H198L199 260L201 258H205V257H201V258ZM211 257H215V259L211 258ZM26 258H27V261H26ZM42 258L45 260H43ZM73 258H74V260H73ZM220 258H221V256H220ZM62 259H64V262L61 261ZM34 260L36 261V263L34 262ZM81 260H84V261L81 262Z\"/></svg>","mask_w":264,"mask_h":264}]
</instances>
